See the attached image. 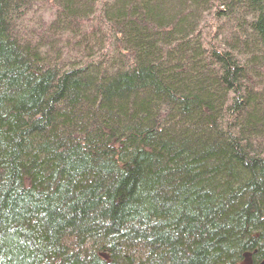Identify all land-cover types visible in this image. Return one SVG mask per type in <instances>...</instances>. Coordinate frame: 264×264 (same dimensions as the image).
I'll return each instance as SVG.
<instances>
[{"label":"trees","instance_id":"obj_1","mask_svg":"<svg viewBox=\"0 0 264 264\" xmlns=\"http://www.w3.org/2000/svg\"><path fill=\"white\" fill-rule=\"evenodd\" d=\"M264 261V0H0V264Z\"/></svg>","mask_w":264,"mask_h":264},{"label":"water","instance_id":"obj_2","mask_svg":"<svg viewBox=\"0 0 264 264\" xmlns=\"http://www.w3.org/2000/svg\"><path fill=\"white\" fill-rule=\"evenodd\" d=\"M258 264H264V261H262V262H260V263H258Z\"/></svg>","mask_w":264,"mask_h":264}]
</instances>
